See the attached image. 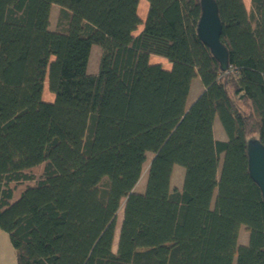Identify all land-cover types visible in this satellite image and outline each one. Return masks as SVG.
<instances>
[{
  "label": "trees",
  "instance_id": "obj_1",
  "mask_svg": "<svg viewBox=\"0 0 264 264\" xmlns=\"http://www.w3.org/2000/svg\"><path fill=\"white\" fill-rule=\"evenodd\" d=\"M139 2L0 0V228L16 264H264L247 148L264 146V0H214L225 63L197 35L200 0H147L143 21Z\"/></svg>",
  "mask_w": 264,
  "mask_h": 264
},
{
  "label": "rangeland",
  "instance_id": "obj_2",
  "mask_svg": "<svg viewBox=\"0 0 264 264\" xmlns=\"http://www.w3.org/2000/svg\"><path fill=\"white\" fill-rule=\"evenodd\" d=\"M246 6L249 8L250 6V0H245ZM148 8V2L147 0H140L139 6H138V13L140 15L141 20L143 21L146 17ZM59 6L57 4H52L50 9V28L54 29L56 28L58 16H59ZM143 28L142 24L138 25L137 30L135 33L140 31ZM101 54V48L97 44H93L90 51L89 56V62L87 67V72L89 74L97 73L98 71V64H99V58ZM154 56V55H153ZM151 62V61H150ZM155 63V62H151ZM163 67V66H162ZM165 68V67H163ZM203 91V85L200 81V78L194 77L191 85L190 90L186 102V106H190L191 103L198 97V95ZM43 100H52L54 98V95L49 92L47 83L45 81L44 87H43V93H42ZM213 132L217 139H223L226 140L227 136L221 126V123L217 116H215L214 122H213ZM152 158V153H147V158L143 164L142 167V173L141 177L135 187V191L142 192L145 187L146 183V175L148 166L150 163V160ZM221 163V162H220ZM220 167V164H219ZM183 174H184V168L183 166L179 164H174L172 175H171V188H180L183 181ZM123 206H124V199L121 200V205L119 207V210L117 212V218L115 223V232L120 229V223L122 220V213H123ZM248 239V232L244 229V227L241 228L238 236V242L245 244ZM114 250H116V244L113 246ZM0 264H16L15 260V253L13 250V247L9 241L8 234L0 228Z\"/></svg>",
  "mask_w": 264,
  "mask_h": 264
},
{
  "label": "water",
  "instance_id": "obj_3",
  "mask_svg": "<svg viewBox=\"0 0 264 264\" xmlns=\"http://www.w3.org/2000/svg\"><path fill=\"white\" fill-rule=\"evenodd\" d=\"M201 15L197 25V35L212 53L226 62L224 49L220 43L221 21L214 0H200ZM249 174L261 189L264 200V146L258 139L247 144Z\"/></svg>",
  "mask_w": 264,
  "mask_h": 264
},
{
  "label": "crops",
  "instance_id": "obj_4",
  "mask_svg": "<svg viewBox=\"0 0 264 264\" xmlns=\"http://www.w3.org/2000/svg\"><path fill=\"white\" fill-rule=\"evenodd\" d=\"M245 2V0H244ZM246 4V3H245ZM150 61L155 62V63H160L163 67H165V69H170L171 68V63L164 57H160V56H150ZM14 250V249H13ZM15 253V252H14ZM16 260V258H15Z\"/></svg>",
  "mask_w": 264,
  "mask_h": 264
}]
</instances>
